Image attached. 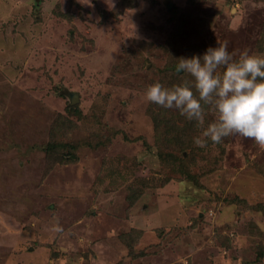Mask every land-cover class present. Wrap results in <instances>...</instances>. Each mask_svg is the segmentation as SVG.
Listing matches in <instances>:
<instances>
[{
    "label": "rangeland",
    "instance_id": "obj_1",
    "mask_svg": "<svg viewBox=\"0 0 264 264\" xmlns=\"http://www.w3.org/2000/svg\"><path fill=\"white\" fill-rule=\"evenodd\" d=\"M225 42L264 0H0V264H264V148L145 98Z\"/></svg>",
    "mask_w": 264,
    "mask_h": 264
},
{
    "label": "clouds",
    "instance_id": "obj_2",
    "mask_svg": "<svg viewBox=\"0 0 264 264\" xmlns=\"http://www.w3.org/2000/svg\"><path fill=\"white\" fill-rule=\"evenodd\" d=\"M178 61L176 73L192 79L171 87L156 82L146 89V100L195 121L202 129L194 138L200 148L208 141L219 144L234 135L264 148V55L245 50L237 59L225 42L207 48L202 57ZM206 108L215 120L204 127ZM54 230L61 231L59 227Z\"/></svg>",
    "mask_w": 264,
    "mask_h": 264
},
{
    "label": "water",
    "instance_id": "obj_3",
    "mask_svg": "<svg viewBox=\"0 0 264 264\" xmlns=\"http://www.w3.org/2000/svg\"><path fill=\"white\" fill-rule=\"evenodd\" d=\"M67 95L69 96L71 103L77 102V100H78V94L77 93L67 92Z\"/></svg>",
    "mask_w": 264,
    "mask_h": 264
},
{
    "label": "trees",
    "instance_id": "obj_4",
    "mask_svg": "<svg viewBox=\"0 0 264 264\" xmlns=\"http://www.w3.org/2000/svg\"><path fill=\"white\" fill-rule=\"evenodd\" d=\"M161 116H164V113H163ZM172 164H173L174 166H176L177 164H179V158H177L176 160H175V158H172ZM180 172H181V171H180Z\"/></svg>",
    "mask_w": 264,
    "mask_h": 264
}]
</instances>
